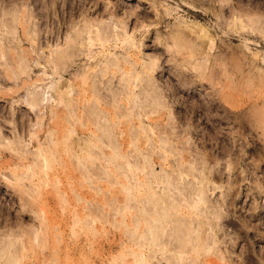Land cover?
<instances>
[{
	"label": "rangeland",
	"instance_id": "1",
	"mask_svg": "<svg viewBox=\"0 0 264 264\" xmlns=\"http://www.w3.org/2000/svg\"><path fill=\"white\" fill-rule=\"evenodd\" d=\"M0 13V264H145L130 206L151 196L125 185L166 196L171 173L191 198L195 164L218 242L184 264H264V0H0ZM86 27L111 40L89 47ZM109 58L121 67L92 68ZM133 70L149 71L147 98Z\"/></svg>",
	"mask_w": 264,
	"mask_h": 264
},
{
	"label": "bare ground",
	"instance_id": "2",
	"mask_svg": "<svg viewBox=\"0 0 264 264\" xmlns=\"http://www.w3.org/2000/svg\"><path fill=\"white\" fill-rule=\"evenodd\" d=\"M15 10H17V9H15ZM7 13L8 12H6V14ZM10 13H12V11ZM14 13L16 16L17 15L16 12H14ZM19 20H17V21L19 22ZM2 24H3V22L0 23V29L3 26ZM6 26H7V30H6L7 33L11 34L12 33L11 28L13 29V27L15 25L12 27L11 24L7 23ZM26 28L27 27H25V30H26ZM14 29H16V26L14 27ZM78 31H79L78 32L79 35H83L82 34L83 32L85 34H88V37L85 36L83 40H86V38H87L88 43L90 45L89 47L96 44L95 43L96 40L100 41L102 44L105 45L106 42H109L111 40V36H112L111 33L106 32L107 31L106 28H103V29L97 28L96 30H92L91 28L88 27L87 29L80 28ZM93 33H95L96 35H93ZM114 35H115V33H114ZM117 35L119 36L120 34L118 33ZM3 37L0 34V44H2V40H3L2 38ZM119 37L117 39H119ZM13 39H15L14 36H13ZM13 39H6L7 44L10 42L14 43L15 41L13 42ZM17 39L19 40V37H17ZM9 46H10V44H9ZM15 48H16V46H15ZM68 48H69V45H68ZM62 49L64 50V52H62L63 51ZM62 49H61V52H62L61 54L68 52L67 48L66 49L62 48ZM56 53H57V50H56ZM58 54H60V53L58 52ZM96 56H97V54H94V55H92L91 58L95 59ZM57 57H56V55H55V57H52L53 58L52 60L56 65H57L58 61H56L55 59H60V56H59V58H57ZM105 60L106 59L102 60V62L96 61L97 63L95 62L94 63L95 65H93L91 62H89V64H90V66L93 65L92 66L93 69H95L98 65L103 64V62L106 63V68H112V67H116V66L121 67L119 65V60H117L115 58H109V59H107V61H105ZM56 65H55L54 69L58 68ZM149 65L148 66L146 65V66L148 68L152 69V66H149ZM104 70L105 69H103V68H101V70L97 69V70H95V72H92V74L94 76H98L99 72H101V74H103L105 72ZM127 72L128 73H125L126 77L124 78V80L128 83V85L130 83L135 82L134 80H132V75H134L135 80H137L136 85L141 87V92L143 94L146 95L147 92L149 93V91H151L153 89V88L150 89L152 81H151V75H150L149 71H146V73L143 71L145 74L143 73V75H141L139 77L137 76L135 70L127 71ZM93 82H94L93 83L94 84L93 85V87H94L93 91L96 94V99L99 100L100 98H105L107 96H109L112 100L116 99L118 94L116 93V91L112 87H107V90L109 91V94H108L104 91L103 92L101 91L97 80H93ZM128 85H127V87H128ZM127 87H125V88H127ZM123 90H126V89H123ZM123 90H122V92H124ZM131 92H134V91L132 90ZM155 92L156 91L150 93V96L154 97ZM68 94L70 95L68 102L72 103L71 105H73L75 98L73 96H71L72 90H69ZM148 96L146 95L145 98H147ZM156 96H157V94H156ZM137 97H139V95L137 93H135L132 97L133 98L132 101H136ZM155 97H154V99H155ZM35 98H34V100H35ZM132 98H130V99H132ZM157 100H159V98ZM157 100H156V103L158 104L159 101L157 102ZM116 101H117V99H116ZM35 102H36V100H35ZM109 128H112V126L111 127L109 126ZM165 141H167V140H165ZM114 144L116 146L118 143L114 142ZM110 146H111V143H110ZM111 147H113V146H111ZM112 149L113 150L115 149V151H116L115 147ZM115 151H114V154H116ZM117 155H119V150H118ZM139 163L140 162L138 161V163L136 164L135 167L137 169L141 168V171L144 172L145 169L147 168V166L150 165L151 161L148 157L147 159L144 158V160L142 161V163H144V164H142V163L139 164ZM145 166H146V168H145ZM195 169H199L200 175H199V173L198 174H196L194 172L192 173V170H195ZM186 171L189 175L193 174V177L197 179L194 186H192V188L189 189L190 194L193 196L191 198L188 196V194L185 191L186 185H188L190 181L187 180L186 177H184L183 179L187 183H184V184L181 183L182 185L178 186V185H176V183L171 178V175H172L171 173H168L166 176L161 177V178H163L162 181H164V183H166V185L163 188L166 196L160 194L155 189L153 181H150V180H149L148 184H146L143 181V182H140L139 184H137V186H136V184L131 185L130 187H128L129 185L128 186L125 185V187H127L128 190L130 188L131 191L135 190L137 192V191H140L142 189L141 187L143 186V184H145V185H147V187H145V188L143 187V188H144V190L149 191V194L151 196V198H149V200L145 201V202L138 200L137 203H134V204L131 203V206L129 203L130 208L135 210V212L133 213L134 228L132 229V237H133L132 242H133L134 247L137 248V249H134V253H133L134 257L136 259V263L138 261H142V263L145 261V264H151L150 259L158 258L159 263H161L160 261L162 259H166L168 264H184V262H187L186 261L187 258L185 257V255L189 254L191 252L194 254L195 253L197 254V255H194V258H193V262H196V261H198V259L200 257L199 253L201 252L202 249L204 251H209L210 249L208 247H210V243L212 245L213 243L216 244L218 242L217 236H218L219 230L214 232V228L217 226V222L214 223V219L219 218L221 212L219 213V211H218L219 209L217 208L216 203L214 204V203L210 202V199L208 196V191H207L206 185H205L206 183L203 184L204 182H206L208 180V176H206L208 172L205 175L202 172V170L196 166V164L192 165L191 168L189 170H186ZM184 173H185V170H182L180 172V176L183 175ZM153 175H154V178L158 177V175H156V174H153ZM205 177H207V179ZM162 181L155 180V182H157V183H161ZM134 186H136V187H134ZM174 188H177L180 193L174 192V190H173ZM150 191H152V192H150ZM170 191H173V192L170 193ZM181 195H185V196L181 197ZM140 202H141V204H138ZM206 204H207V206L205 207ZM127 208L128 207L126 204V209ZM186 208H188L190 211L189 212L186 211L185 210ZM123 209H125L124 206H123ZM123 209H122V211H124ZM128 210H129V208H128ZM207 225H208V227H207ZM143 226H146L145 230L138 233L139 228H142ZM221 228H223V227H221ZM208 229H210L209 232H208ZM148 249L151 250V252H152L151 254L149 252H147ZM167 252H171V253L168 254ZM158 254L159 255L161 254V258L159 257ZM199 261H201V260H199ZM192 264H195V263H192ZM206 264H220V263L218 261H216L215 259L210 258L208 261H206Z\"/></svg>",
	"mask_w": 264,
	"mask_h": 264
}]
</instances>
